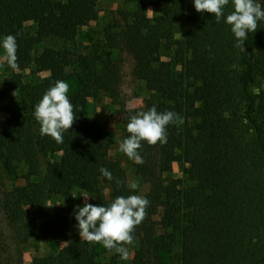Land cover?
Returning a JSON list of instances; mask_svg holds the SVG:
<instances>
[{
    "label": "trees",
    "instance_id": "16d2710c",
    "mask_svg": "<svg viewBox=\"0 0 264 264\" xmlns=\"http://www.w3.org/2000/svg\"><path fill=\"white\" fill-rule=\"evenodd\" d=\"M123 4L116 23L103 31L106 48L132 57L133 74L148 92L145 111L155 106L183 121L166 127V143L141 144L142 164L131 160L149 186L146 216L132 233L139 242L133 264H172L164 255L173 252L176 240L178 264H264V20L237 47L225 23L234 10L231 0L219 22L197 12L193 0ZM96 5L97 0H0V42L13 35L18 58L16 69L3 62L8 75L0 80V112L6 114L0 165L7 172L19 165L24 170L23 184L0 193V215L21 245L29 239L67 242L31 264H102L91 242L69 240L74 186L94 206L136 195L121 162L108 158L107 130L86 111L95 92L120 104V70L110 56H96L74 74L76 88L68 98L76 118L62 132L63 143L41 136L34 118L43 94L70 78L66 50L35 54L34 48L48 37L74 41L80 28L97 20ZM31 66L47 75L24 82L21 72ZM174 163L182 178L163 177ZM102 167L112 180L102 176ZM54 199L65 204L49 208Z\"/></svg>",
    "mask_w": 264,
    "mask_h": 264
},
{
    "label": "rangeland",
    "instance_id": "374dc122",
    "mask_svg": "<svg viewBox=\"0 0 264 264\" xmlns=\"http://www.w3.org/2000/svg\"><path fill=\"white\" fill-rule=\"evenodd\" d=\"M261 0H256L260 3ZM96 8L98 10V18L96 21L89 23L79 29L78 35L72 42H66L53 37L44 38L40 44L34 48V53H40L44 48H54L66 50L69 54L70 65L67 68L69 79L66 83L69 85V92L76 88L75 75L78 70H83L86 62L92 60L96 56H110L120 70V104H114L106 95L95 92L93 97L88 99L86 111L89 115L96 118V120L105 127L108 132L109 150L108 158L119 160L123 169L125 170L127 185L132 189L136 195L145 196L149 191V186L135 174L129 159L125 154L119 151V144L123 139L130 134L126 131V125L132 115L139 111H145L144 100L148 97V92L145 89L143 81L137 79L133 74L134 62L132 57L122 49L109 50L105 46L104 29L109 24L116 23L118 19V12L124 8L123 0H97ZM161 12V11H160ZM148 17H153L154 9L149 6L146 10ZM3 55V50H0V57ZM100 63H98L99 65ZM79 68V69H78ZM23 81L29 82L36 78L44 77L46 72L35 73L31 66L21 72ZM8 74L3 70V61L0 59V80ZM253 90H257L253 88ZM6 114L0 112V129ZM148 147L154 148L155 145H149L142 141ZM163 177L172 180L182 178L179 165L174 163L171 171L163 173ZM24 170L19 165L12 172H7L0 165V193L2 191L14 192L24 180ZM136 188L133 189L132 185ZM74 206L69 217V240L80 238L77 221L75 220V213L77 206H84V196L86 193L81 191L77 186L72 189ZM16 198V195H14ZM89 202V199L88 201ZM64 200L54 199L48 202L49 208H56L63 206ZM157 214L154 219H159ZM158 237H163V231L158 229ZM67 242L47 243L37 242L29 239L26 244H19L11 236V230L8 223L0 215V264H31L33 257H43L55 254L61 248L65 247ZM138 240L132 241L129 245H123L129 251L127 259H122L120 254L115 250L105 251L103 245L96 242H91V250L95 254L96 260L102 264H133L135 252L138 249ZM179 246L178 242L173 245V252L169 255H164V259L171 258L172 264H178ZM20 252V253H19Z\"/></svg>",
    "mask_w": 264,
    "mask_h": 264
},
{
    "label": "clouds",
    "instance_id": "9594fccd",
    "mask_svg": "<svg viewBox=\"0 0 264 264\" xmlns=\"http://www.w3.org/2000/svg\"><path fill=\"white\" fill-rule=\"evenodd\" d=\"M193 2L197 12L213 14L217 22L225 16L224 8L229 4V0ZM231 3L234 10L226 16L225 23L231 26L236 46L242 47L249 33L257 30L258 21L264 20V7L256 0H231ZM0 49L3 50L0 59L10 68L16 69V38L13 35L5 36L0 42ZM68 92L69 85L66 82L56 81L34 109V118L40 124L41 136H50L57 143H63L62 132L69 130L76 118ZM175 123L183 121L178 120L177 114L172 111L159 113L155 106L147 111H139L130 117L126 125V131L130 135L119 144V151L137 164H142V157L138 153L141 142L145 141L149 145L166 143V127ZM99 171L106 179H113L107 169L102 167ZM132 188L135 189L136 185L133 184ZM88 199V196H84V206H77L75 213L80 238L87 242L102 243L104 248L115 250L122 259H127L129 251L123 245L132 243V233L145 218L149 201L141 195H129L116 197L108 206H94L87 202Z\"/></svg>",
    "mask_w": 264,
    "mask_h": 264
}]
</instances>
